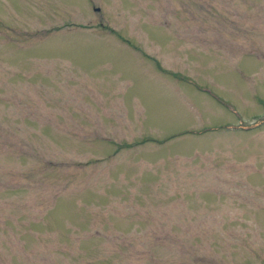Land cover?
I'll return each mask as SVG.
<instances>
[{"label":"rangeland","instance_id":"1","mask_svg":"<svg viewBox=\"0 0 264 264\" xmlns=\"http://www.w3.org/2000/svg\"><path fill=\"white\" fill-rule=\"evenodd\" d=\"M0 264H264V0H0Z\"/></svg>","mask_w":264,"mask_h":264}]
</instances>
